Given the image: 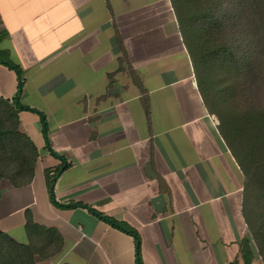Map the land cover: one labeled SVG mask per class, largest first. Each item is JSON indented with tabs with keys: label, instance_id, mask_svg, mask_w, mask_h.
Instances as JSON below:
<instances>
[{
	"label": "crops",
	"instance_id": "0c3cea01",
	"mask_svg": "<svg viewBox=\"0 0 264 264\" xmlns=\"http://www.w3.org/2000/svg\"><path fill=\"white\" fill-rule=\"evenodd\" d=\"M0 98L40 152L0 193L35 264H230L244 176L198 89L172 0H0ZM45 122V124H44ZM49 146L66 162L49 152ZM52 199L46 171L63 165ZM122 221L132 233L103 216ZM252 264H263L257 255Z\"/></svg>",
	"mask_w": 264,
	"mask_h": 264
},
{
	"label": "trees",
	"instance_id": "16d2710c",
	"mask_svg": "<svg viewBox=\"0 0 264 264\" xmlns=\"http://www.w3.org/2000/svg\"><path fill=\"white\" fill-rule=\"evenodd\" d=\"M172 2L204 104L218 117L220 133L244 176L242 213L248 231L241 256L246 258L253 244L264 264V0ZM4 36L0 31V40ZM0 63L16 72L20 92L24 85L20 65L1 53ZM21 108L18 99L0 98V193L5 182L16 187L29 184L38 168L40 152L22 129ZM49 152L66 162L51 146ZM66 166L53 174L46 171L52 199L56 178ZM103 217L132 233L139 248L135 230ZM37 253L44 254L37 244L17 242L0 229V264H35ZM252 256L243 264H252Z\"/></svg>",
	"mask_w": 264,
	"mask_h": 264
},
{
	"label": "rangeland",
	"instance_id": "374dc122",
	"mask_svg": "<svg viewBox=\"0 0 264 264\" xmlns=\"http://www.w3.org/2000/svg\"><path fill=\"white\" fill-rule=\"evenodd\" d=\"M2 56L5 57L4 54ZM247 249L249 250L247 256H250V255L252 256L253 255L252 257L254 259V257L257 256L256 247L253 244L252 245L250 244V246H248ZM247 256H246V258H247ZM246 258H243V256H240V258L238 259L237 263L238 264H243L246 261Z\"/></svg>",
	"mask_w": 264,
	"mask_h": 264
}]
</instances>
